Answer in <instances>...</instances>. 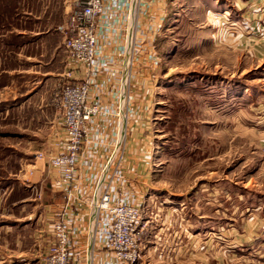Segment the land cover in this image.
Masks as SVG:
<instances>
[{
    "label": "rangeland",
    "instance_id": "374dc122",
    "mask_svg": "<svg viewBox=\"0 0 264 264\" xmlns=\"http://www.w3.org/2000/svg\"><path fill=\"white\" fill-rule=\"evenodd\" d=\"M159 2L153 57L133 61L147 89L139 83L131 106L117 95L109 107L96 91L92 120L130 118L128 128L136 134L126 165L99 167L101 188L133 203L140 199L142 264H255L243 255L250 244L238 236L255 226L258 240L264 239V43L255 40L264 38L254 32L264 3ZM57 78L42 94L41 116L29 108L0 118L4 207L24 198L7 190L29 172L22 168L34 163L35 153L55 148L53 121L59 124L60 113L54 98L64 83ZM113 127L117 136L118 121ZM120 132L115 154L124 145V124ZM49 182L41 181L25 199L42 207L59 202Z\"/></svg>",
    "mask_w": 264,
    "mask_h": 264
},
{
    "label": "crops",
    "instance_id": "0c3cea01",
    "mask_svg": "<svg viewBox=\"0 0 264 264\" xmlns=\"http://www.w3.org/2000/svg\"><path fill=\"white\" fill-rule=\"evenodd\" d=\"M68 1L0 0V118L14 112L27 114L29 108L34 109V116H41L42 94L49 90L50 83L58 80L57 77L64 81L68 56L62 46L63 34L60 29L66 22ZM159 1L104 0L107 16L99 22L96 33L97 52L103 64L97 71L95 81L100 84L102 102L108 107L110 103H115L117 95L118 101L122 96L131 106L137 85L140 83L148 87L146 81L139 82V69L133 61L143 54L149 59L153 57L150 45L153 22L158 17L156 11L160 9ZM257 1L264 3L263 0ZM255 40L264 43V39L257 37ZM123 90L125 93L120 94ZM129 119L126 118L124 123L121 118H95L90 121V143L79 156L75 182L65 192L53 189L50 184L53 175L45 163L32 162L22 168L27 171V167H30L22 180L18 179L17 188H12V183L7 190L10 194L18 190L24 198H13L7 207L2 206L3 199H0V264H39V254L49 237L50 225L60 219H65L71 233L70 264H114L110 254L95 244L93 203L98 193L96 181L99 179V167L108 161L110 169L121 165L122 161L124 164L125 161L129 162L127 155L132 152V139L136 135L131 133L132 128H128ZM114 121H118L117 136ZM53 123H56L57 129L53 137L55 143L59 128L57 119ZM123 124L124 145L115 154L116 144L119 146L120 142L115 143L114 138L118 141L119 134L122 136L120 128ZM53 151L55 149L45 153ZM44 179H50L49 185L60 196V201L42 207L38 202L26 200L25 193H33L31 187L36 190ZM135 200V203H140L139 198ZM254 228L244 230V235L240 234L238 241L250 244L245 245L244 251L247 250V253L243 252V255L256 259L255 264H264V239L258 240ZM138 262L142 264L141 257Z\"/></svg>",
    "mask_w": 264,
    "mask_h": 264
},
{
    "label": "built area",
    "instance_id": "2783aa9c",
    "mask_svg": "<svg viewBox=\"0 0 264 264\" xmlns=\"http://www.w3.org/2000/svg\"><path fill=\"white\" fill-rule=\"evenodd\" d=\"M66 7L67 18L60 31L68 64L63 74L64 83L54 98L60 113L55 152L34 155V163L44 162L49 167L53 175L50 184L59 192L69 190L75 182L79 156L90 143L89 123L99 103L96 91L100 84L95 80L103 64L97 52L96 33L99 22L107 16L104 0H69ZM254 32L264 38V14ZM246 33L250 35L249 31ZM109 164L110 161L107 166ZM104 181L105 177L96 181L95 244L110 254L114 264H136L143 235L140 227L143 209L138 203L116 197L111 190H102ZM31 190L37 193L33 186ZM64 220L50 225L49 237L39 254V264L71 263V233Z\"/></svg>",
    "mask_w": 264,
    "mask_h": 264
}]
</instances>
